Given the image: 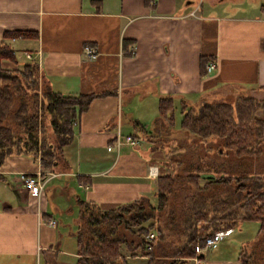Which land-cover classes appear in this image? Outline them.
<instances>
[{
    "label": "crops",
    "instance_id": "crops-1",
    "mask_svg": "<svg viewBox=\"0 0 264 264\" xmlns=\"http://www.w3.org/2000/svg\"><path fill=\"white\" fill-rule=\"evenodd\" d=\"M193 1L0 0V41L15 56L14 62L2 59L3 67L21 69L33 60L40 81L52 90L71 95L110 91L93 98L74 121L57 171L42 169L29 155L5 156L0 165L5 178L0 180V264H74L71 231L78 199L107 209L153 195L155 176L148 175V166L165 172V152L149 135L166 130L156 118L158 96L171 97L175 123L182 100L226 101L241 90L264 91V0H197L190 7ZM12 30L35 31L36 37L3 38ZM123 39L132 44L124 48ZM86 43L97 50L94 59L84 55ZM200 56L214 59L215 67L201 74ZM171 129L166 136L180 130L176 124ZM125 135L138 143L123 141ZM36 171L57 174L38 197L18 179L19 172ZM233 232L229 245L235 250L246 238ZM222 251L206 250L199 260L239 264L236 250L231 257ZM145 259L127 257L130 264Z\"/></svg>",
    "mask_w": 264,
    "mask_h": 264
},
{
    "label": "trees",
    "instance_id": "trees-1",
    "mask_svg": "<svg viewBox=\"0 0 264 264\" xmlns=\"http://www.w3.org/2000/svg\"><path fill=\"white\" fill-rule=\"evenodd\" d=\"M2 36L36 37V33L12 30L4 31ZM122 42L124 48L132 44V40L123 39ZM124 53L130 54L131 49ZM2 59L15 61L12 48L1 40L0 165L6 155L25 154L37 158L42 169L57 171L58 165L65 161L63 147L72 140L74 121L93 98L104 97L110 91L76 95L55 91L44 83L38 85L35 61H27L21 69H11L1 65ZM206 61L207 57H199L201 74L206 73ZM263 105L247 96H239L233 102L201 99L190 104L182 100L178 128L204 141L222 138V147L233 149L236 155L253 153L259 141L264 140V118L257 113ZM156 118L166 130L150 133V138L164 136L167 129L173 128V104L169 95L158 96ZM133 123L142 128L138 121ZM200 171L196 169L184 175L196 189L191 197L192 210L181 217L178 240L166 248L158 247L166 234L157 222V212L166 205L176 185L170 172L155 175V205L148 197L140 196L101 209L94 202L78 199L74 264H130L127 257L131 256H144V264H192L190 257L195 254L194 246L202 245L205 236L224 228L235 231L245 221L256 222V230L252 239L238 243L235 257L239 264H264V176L218 175L216 181L222 187L232 186L234 196L223 195L213 200L207 195L200 200L198 196H204L206 185H210L209 182L202 186L197 184ZM0 180H5L1 174ZM149 231L154 233L152 241L146 238ZM148 243L150 249L145 247ZM121 249L127 255L122 254ZM197 256L200 257V253Z\"/></svg>",
    "mask_w": 264,
    "mask_h": 264
},
{
    "label": "rangeland",
    "instance_id": "rangeland-1",
    "mask_svg": "<svg viewBox=\"0 0 264 264\" xmlns=\"http://www.w3.org/2000/svg\"><path fill=\"white\" fill-rule=\"evenodd\" d=\"M197 0L189 4L190 7L195 6ZM38 85H42V82L37 75ZM236 95H227L226 101L233 102L239 96L251 97L256 101L264 104V91L262 92H249L248 90H241ZM207 100H214L211 97H207ZM257 113L260 117L264 118V105L257 109ZM174 124L178 125L180 118L177 116ZM170 133L169 137L164 135L161 137L152 136L154 143L160 144L161 150L165 152L163 159V166L165 172H170L175 178V184L173 192L169 195L166 205L160 212H157V222L160 226L164 227L165 237L162 242L158 243L160 248H166L167 245L173 244L178 240V234L181 231L182 224L181 217H184L192 210L191 197L193 192L196 190L190 181L184 177L188 172H194L196 169H201L198 177L197 184L202 186L204 183L209 182V186L206 185L204 196H198L200 200H204L207 195L211 196L213 200L221 198L223 195L233 197L232 186H220L221 184L216 181L218 175L221 174H255L264 176V140H260L257 145L255 152H249L246 154L236 155L233 149H225L222 147V138L212 137L207 141L200 139L194 134H189L186 131L178 130ZM163 135V134H161ZM146 141V138L143 139ZM150 144H153L152 142ZM159 172V170H158ZM57 174L50 176L53 177ZM204 193V192H203ZM200 194V192H199ZM196 196V195H195ZM190 197V199H189ZM198 198V199H199ZM150 202L155 205V197L149 196ZM183 205V208L180 207ZM74 220V219H73ZM256 222L245 221L240 227L233 232L235 237L239 236L246 238L247 240L252 239L256 230ZM74 227V226H73ZM168 228V229H167ZM76 227L71 231L72 236L75 234ZM64 234V233H63ZM69 234V233H68ZM66 234V235H68ZM232 235V237H233ZM75 239V238H74ZM225 241H229L225 243ZM230 234L224 236L216 243V247L208 249L209 254L212 253L216 248H220L222 253L231 257L235 250L238 249L236 244L235 250L231 248ZM226 250V251H224ZM257 264V263H256Z\"/></svg>",
    "mask_w": 264,
    "mask_h": 264
},
{
    "label": "built area",
    "instance_id": "built-area-1",
    "mask_svg": "<svg viewBox=\"0 0 264 264\" xmlns=\"http://www.w3.org/2000/svg\"><path fill=\"white\" fill-rule=\"evenodd\" d=\"M82 51L88 59H94L97 55V50L91 44H84L82 47ZM25 57L30 58V55L28 53H25ZM214 67H215L214 59H209L204 64V68L206 72L211 71ZM122 140L126 141L129 144H134V145L138 143L137 140L132 139L129 135H125ZM120 141H121L120 137L117 136L115 139L116 146L120 143ZM106 148L109 149V146H107ZM147 172L148 175L155 176L157 173V167L155 165H149ZM52 175H54V173L52 172H48L46 174L41 171H36L33 173L19 172L18 179L26 187V189H28V191H30L31 193L35 194L38 197L42 192L45 182ZM48 224L55 225V222L53 219H49ZM231 229L232 228H224V229L216 230L204 237V241L202 245L196 244L194 246L195 254L190 257L193 263L204 264L202 260H199L197 254L202 253L208 250L209 248L214 247L220 239L230 234ZM146 238L148 241H152L154 238V233L149 231ZM145 247L146 249H150L151 244L148 243Z\"/></svg>",
    "mask_w": 264,
    "mask_h": 264
}]
</instances>
